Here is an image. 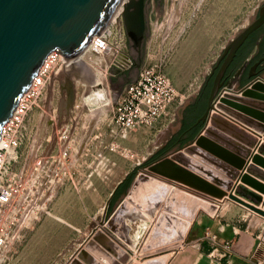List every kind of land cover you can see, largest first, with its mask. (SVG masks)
Here are the masks:
<instances>
[{
  "label": "rangeland",
  "instance_id": "obj_1",
  "mask_svg": "<svg viewBox=\"0 0 264 264\" xmlns=\"http://www.w3.org/2000/svg\"><path fill=\"white\" fill-rule=\"evenodd\" d=\"M163 1L162 5L154 3L155 12L149 11L144 63H161L162 69L176 85L178 97L173 104L172 115L153 129L132 131L127 138L121 139L119 151L108 152L110 160L107 167L115 169L114 175L122 177L136 169L134 179L139 178L140 183L127 196L125 193L130 187L121 192L117 199H114L111 208L110 203L107 204L110 198L111 178L103 179L105 173L96 178L105 185L101 189H95L94 184L82 189H67L65 186L57 188L53 198L25 228L24 238L10 251L6 264H145L153 258H164L166 264L169 258L186 244L195 217L201 213H212L209 204L213 205L214 202H217L219 213L229 205H238L248 213L249 218L254 217L260 233L258 248L264 253V216L230 198L233 194L248 203L247 198L236 194L238 185L243 183L253 191H260L258 187L243 179L247 173L239 176L238 171L244 166L243 159L246 157L236 152L234 155L238 158L229 157L230 155L221 157L212 154L213 151L199 143H194L195 150H182L179 155L168 156L167 161L176 163L193 176L200 178L206 185L203 189L174 179L165 171L159 170L161 167H169L163 165V162L148 167L155 176L147 173L143 167L164 154L167 155L177 146L188 143L201 132L202 127L194 131L185 142L174 143L166 151L155 156L167 145L166 138L176 129L173 117L179 106L209 75L214 62L228 42L249 23L260 0ZM122 15L118 16L119 22H124ZM119 28L121 32L122 29ZM121 36L124 40L119 43L128 47L133 59L128 36L118 33L115 41L118 42ZM115 56L117 55L113 53L104 55L89 51L79 57V63L72 73L75 98L77 97L78 101L82 102L83 94L90 91L92 83L100 73L104 74L114 101L125 88V84L138 76L139 68L131 79L121 86L117 85L114 78L130 65H123L120 71L112 72L109 65ZM65 81L67 77L61 70L56 74L52 73L50 83L53 85L51 90L47 91L44 110L34 108L30 112V119L35 117L45 139L28 141L22 147L26 156L23 158L29 167L34 164L36 153H46L54 146L55 142L48 140V137L56 135L59 126L67 117L65 112L67 94L61 87ZM82 82H87V89ZM89 95L85 100L91 102L89 105L93 107L96 106L95 103L100 102L98 100H101L100 97L103 98L105 93L102 95L101 92L99 97L97 91L98 96L94 101L89 100ZM110 105L111 103L103 107L97 106L98 108L93 111L87 110L83 115L84 119L77 123L81 134L91 132L94 144H99L101 140L100 144L103 145L109 137L107 117L102 113L108 111ZM50 114L54 115V120ZM224 118L222 119L225 120ZM96 119H100V122L97 123ZM210 123L208 122L209 125ZM235 140L246 148V145L251 146L245 138L235 137ZM255 142L253 145L257 143ZM90 148V151L94 149V145ZM127 151L134 153V156L127 155ZM255 158H250V161L254 162ZM87 161H90V157ZM139 161L141 162L138 163ZM241 161L242 164L239 165ZM249 167V165L245 167L246 172ZM230 169H236L237 173L232 176ZM228 181L231 184H227ZM156 187L162 188L157 196L153 194ZM82 201L88 204L84 205ZM262 206L259 208L264 210V201ZM156 208L158 210L155 217L146 213L145 217L142 216L144 210L151 214ZM165 231L173 235L166 237ZM262 259L264 262V256Z\"/></svg>",
  "mask_w": 264,
  "mask_h": 264
},
{
  "label": "built area",
  "instance_id": "obj_2",
  "mask_svg": "<svg viewBox=\"0 0 264 264\" xmlns=\"http://www.w3.org/2000/svg\"><path fill=\"white\" fill-rule=\"evenodd\" d=\"M122 13L123 11L113 16L105 30L92 37L85 51L117 55L109 65L111 71H120L123 65L129 66L133 62L128 47L119 43L124 38L121 36L118 42L115 41L118 33L127 36L124 22L118 21V16ZM74 61L79 62V58ZM66 63L67 60L59 50L49 52L1 131L0 264L8 263L10 251L25 236V228L53 198L60 185L70 183L75 189L93 186L94 175L108 174L112 169L107 167L110 160L108 152L119 151L121 139L127 138L132 131L153 129L158 123L171 117L173 104L178 97L176 85L159 62L144 63L137 78L125 86L115 101L104 74L100 73L92 83L90 91L83 94L82 102L75 98L69 116L61 123L56 135L48 137V140L55 142L54 146L46 153H36L34 164L29 167L24 160L26 156L22 147L28 141L39 140L38 122L35 117L30 119V112L34 108L44 110V100L52 73L56 74L62 70ZM82 83L87 89V82ZM99 90L103 91L105 96L92 107L89 105L91 102H86V96ZM110 99L109 110L102 113L107 117L109 137L103 145L100 144L101 140L99 144H94L91 132L81 134L77 123L84 119L83 115L87 110L93 111L103 107ZM53 114H50L52 120L55 118ZM100 119H96V122L99 123ZM41 139L44 140L45 136ZM92 145L94 149L90 151ZM126 154L134 156V153L129 151ZM209 237L213 240V248L210 251L213 259L232 252L230 243L220 245L214 235L207 233L206 238ZM220 246L224 249L223 252L219 251Z\"/></svg>",
  "mask_w": 264,
  "mask_h": 264
},
{
  "label": "water",
  "instance_id": "obj_3",
  "mask_svg": "<svg viewBox=\"0 0 264 264\" xmlns=\"http://www.w3.org/2000/svg\"><path fill=\"white\" fill-rule=\"evenodd\" d=\"M121 3L124 4L123 20L132 51L133 62L114 78L115 83L119 86L131 79L137 68L140 69L145 62L149 0H0V136L3 125L14 112L23 93L30 87L45 57L54 49L59 50L67 60L61 70L67 77V81H65V85L61 84V87L66 90L65 112L67 117L69 116L76 94L72 73H74L76 64L79 63L74 61L76 58L74 56L79 55L85 49L95 34L105 30ZM263 21L264 11H261L259 17L250 22L228 42L221 56L217 59V65L179 106L173 117V125L176 129L171 132H184L192 125L202 121L204 124L201 132L188 143L181 144L175 150L167 152V155L164 154L160 158L144 165L145 171L147 170L146 166L152 167L154 164L163 162V165L169 167L158 169L165 171L170 177L195 185L201 189L206 187L200 178L193 176L176 163L167 161V158L168 156L179 155V151L183 148L195 150L193 147L194 141L198 143H201V141L205 142V144L201 143V145L208 150L215 152L221 157L227 156L226 149L222 145L215 143L211 139L204 140L201 133L204 130L205 132L208 131L216 139L223 138V134L215 129L210 132L207 125L209 119L213 122L215 121V114L212 112V108L227 90L245 89L258 81H261L264 85V78L255 76V71L249 73L250 77L253 78L243 85L239 78L236 77L226 81L223 79L239 47L247 36ZM116 71L117 69L112 70V72ZM51 85L53 84L50 83L49 90H51ZM60 113L62 114V112ZM216 121L219 125L227 126L223 119H216ZM248 121L253 122L250 119ZM256 126L262 127L260 124ZM235 131L239 132V129L237 128ZM42 132L39 130L38 137L40 139L44 135ZM225 139L226 141L229 140L227 138L220 140L224 141ZM260 149L264 150V143ZM229 157H231V154ZM258 159L260 158L258 157ZM261 161L264 163V159H261ZM241 164L239 163V165ZM249 168L254 167L251 165ZM230 172L232 176L236 174V171ZM243 179L264 190V183L257 181L248 174H245ZM139 183V178H135L125 195H129L131 190L136 188ZM227 184H231V182L228 181ZM161 189L156 187V191L153 194L157 196ZM236 191L256 202H261L262 200L260 194L243 185H238ZM111 196L107 204L110 203ZM231 197L249 205L252 209L264 215L263 209L246 203L232 194ZM164 234L166 237L173 235L169 231H165ZM160 260L153 263L151 262L152 259H150L145 264H165L164 258Z\"/></svg>",
  "mask_w": 264,
  "mask_h": 264
},
{
  "label": "crops",
  "instance_id": "obj_4",
  "mask_svg": "<svg viewBox=\"0 0 264 264\" xmlns=\"http://www.w3.org/2000/svg\"><path fill=\"white\" fill-rule=\"evenodd\" d=\"M246 81L247 79H244L243 83H246ZM242 127H244V129L247 128L245 126ZM173 134L174 133L172 132L169 134L166 138V142H169L171 138H173ZM262 135H264V133L257 134V136L254 135L257 142H255V145H246L247 148H249L250 157L243 159L245 160V164L241 167V169H239L238 173L239 176L247 173L250 177L252 176L254 179L264 183V163L261 161V159H264V151L260 150L262 144L264 143V137ZM255 156L260 159L254 162L250 161V158H255ZM248 165H252L256 172L255 170L253 172V169L249 168H247L248 171L246 172L245 167ZM114 172L115 169L112 168L109 172L110 175L106 174L103 177V179L111 178L110 196L119 182L126 176L117 177L114 175ZM101 176L102 175L99 174L94 175L93 182L95 189H101L105 186L96 180L97 177ZM242 185L248 189L250 188L247 184L243 183ZM61 186H65L67 189H75L70 183H64L58 188ZM254 192L261 194V202L258 204L249 200L248 203L253 204L258 208L263 207L262 203L264 201V191L257 190ZM83 203L84 205L88 204L86 201ZM216 203L217 202H214L213 205L217 206ZM238 203L253 210L250 206H246L240 202ZM216 208L218 209V207ZM217 209L215 213H201L195 217L192 224L191 234L186 244L183 245L174 255H172L166 264H264L262 259L264 253H261L258 248L260 244V241H258L260 233L258 232V227L255 225L256 222L254 217L249 218L248 213H245L242 207L238 205H229L227 209L220 213L217 212ZM207 233L214 235L216 242L220 243V245L230 243L232 252L223 257L217 256L213 259L210 256V251L213 248V240H211L210 237L206 238ZM220 250L223 252L224 249L222 248L219 249V251Z\"/></svg>",
  "mask_w": 264,
  "mask_h": 264
},
{
  "label": "bare ground",
  "instance_id": "obj_5",
  "mask_svg": "<svg viewBox=\"0 0 264 264\" xmlns=\"http://www.w3.org/2000/svg\"><path fill=\"white\" fill-rule=\"evenodd\" d=\"M123 8H124V4L121 3L119 8L115 11L114 15L113 16H116L119 12L123 11ZM89 45V44H88ZM88 45L85 47V49L77 56H74L76 57L75 59L79 58L81 55H83L85 53V51L87 50L88 48ZM74 59V58H73ZM80 59V58H79ZM86 62V61H85ZM87 64V63H86ZM78 65V64H77ZM85 65V64H84ZM89 65V64H88ZM90 67V66H89ZM95 81V80H94ZM261 81H258L257 83H255L254 85H249L248 87H253V88H257V89H264V85L260 83ZM260 83V84H259ZM245 88V89H240V90H243V92L245 94H250V92L248 91L249 89ZM101 92H102V95L104 94L103 91L99 90L98 93H99V97L101 96ZM256 95L258 97H255V96H252V95H244L242 94L241 92L239 91H234L233 89L231 90H227V92L223 95L222 98H220L218 100V102L215 104V106L212 108V111L215 113V121H211V119H209L208 122H211L210 124L211 125H207V127H209L210 129V132L212 129H215L217 132H220L223 134V138H227L229 140L226 141V139L224 141H221L220 139H223V138H218L216 139L215 137H213L208 131L205 132L203 130L202 133V136L204 138V140H207L206 138H208L209 140L211 139L212 141H214L215 143H218L220 145H222L225 149H226V152H227V156H228V153L229 155L231 154V156H235L236 158H238L236 155H234V152L236 153H239L240 155H242L243 157H247L248 154H249V149L246 148L245 146L241 145L239 142H237L235 140V137L237 138H241V139H244L250 143V145L252 146L255 142V136H257V134H262L264 133V115H260L261 118H257L256 117V112L254 111H250L249 113L246 111V110H243L242 108L240 107H243L242 105H245L246 108L244 109H248V108H255L256 104H258L259 102L262 103V106L264 105V91L263 90H256ZM261 95V97H260ZM97 91L96 92H93L89 95V100H93L97 97ZM240 96V97H238ZM102 99V97H100ZM111 103V100L109 101H106V104L109 105ZM262 106L260 107V114L263 113L262 111ZM264 109V108H263ZM219 115H217V114ZM240 113V114H239ZM254 115L253 117L250 115ZM220 115H222L221 117L222 118H226L228 120H224L225 124L226 125H222V124H218L216 119H222L220 117ZM240 115V116H239ZM253 119H251V118ZM248 119L252 120L253 122H249ZM256 120V121H255ZM257 124H260V126L262 127H259V126H256ZM241 125V126H240ZM242 126H245L247 128L244 129V127ZM242 127V128H241ZM239 129V132H236L235 129ZM253 135H251V134ZM255 135V136H254ZM264 137V135H262ZM230 141V142H229ZM194 143H198L196 141L193 142ZM201 143H203L201 141ZM199 143V144H201ZM233 144H236V145H233ZM263 145V144H262ZM193 147H195V145H193ZM184 151V150H189V149H181L179 152L181 151ZM233 150V152H232ZM263 151V150H262ZM216 154L215 152H212V154ZM218 155V154H217ZM240 159V158H239ZM255 161H258V158H255ZM239 163H242L239 162ZM148 167L150 166H147L146 167V172L151 174V175H154L152 174L151 171L148 170ZM250 169H253V168H250ZM255 170V169H253ZM230 171H236L237 173V170L236 169H230ZM256 171V170H255ZM155 176V175H154ZM264 176V175H263ZM157 177V176H156ZM260 191H263L262 189H259ZM237 194V192H236ZM240 194V193H239ZM233 195V194H232ZM242 195V194H240ZM235 196V195H234ZM244 196V195H242ZM245 197V196H244ZM231 199H233L231 196H230ZM247 198V197H245ZM248 200L250 201H254V200H251L249 198H247ZM158 200V199H157ZM235 200V199H233ZM237 201V200H236ZM244 205H246L245 203L241 202V201H238ZM255 203H260V202H256L254 201ZM205 205H208V204H205ZM246 206H249V205H246ZM209 208H211V212L212 213H215L216 211V206L215 205H210L209 204ZM158 210V208H156L155 210H152V213L150 214L148 211H143L142 212V216L145 217L144 213L150 215L151 217H155V212ZM259 212V211H257ZM260 213V212H259ZM261 214V213H260ZM159 215V214H158ZM263 215V214H262ZM264 216V215H263ZM158 217V216H157ZM100 234V233H99ZM120 236V235H119ZM103 237V236H102ZM97 246H99L97 244ZM152 250V249H151ZM157 260H160L159 258H154L152 259L151 262H155ZM161 261V260H160ZM167 261V260H166Z\"/></svg>",
  "mask_w": 264,
  "mask_h": 264
},
{
  "label": "flooded vegetation",
  "instance_id": "obj_6",
  "mask_svg": "<svg viewBox=\"0 0 264 264\" xmlns=\"http://www.w3.org/2000/svg\"><path fill=\"white\" fill-rule=\"evenodd\" d=\"M163 2H164L163 0H149L148 23L150 21L149 11H150V13L155 12L154 11V3H158L159 5H162ZM261 11H264V0H260L258 2L257 7L255 9V12H254L253 16L251 17V20L249 21V23L252 22L257 17H259L260 14H261ZM220 56H221V54L219 55V57ZM217 59H216V61L214 62L213 66H212V70L217 65V61H218ZM251 71H255L256 72L255 76L263 77V75H264V21L247 36V38L245 39L243 44L239 47V49L237 50V53H236L232 63L227 68L223 79L226 81V80H230V79H233L234 77H236V78H239V81L243 85V84H245V83H243L244 79H247V81H246V83H247L248 81H250L253 78V77H250V75H249V73ZM236 73H239V74L236 75ZM127 84H128V82L125 84V86ZM248 89H249L248 91L250 92V94L249 93L245 94L243 92V90H234V89L233 90L236 91V92L239 91V92H241L244 95H252V96H255V97H258L256 95V92H255L256 90H263L264 91V89H257V88H253L251 86L248 87ZM238 97H240V96H238ZM260 97H261V95H260ZM242 106L243 107H240V108H242L243 110H246L248 113L250 111L256 112L257 113L256 117L258 119L261 118L260 115H264V109H263L264 105L262 106L261 102L256 104L255 108L244 109V108H246V106L245 105H242ZM261 106H262V111H263L262 114L259 113L260 110H261L260 109ZM250 115L252 117L254 116L252 114H250ZM203 124H204V122L201 121V122L197 123L196 125H192L190 128H188L184 132L176 131L173 134V138H171V140L169 142L165 143L167 145L165 147H163V149H166V148L170 147V144H174V143L178 144L180 142L181 143L185 142V140H187V138L194 131H196L198 128H201L203 126ZM163 149H161V151Z\"/></svg>",
  "mask_w": 264,
  "mask_h": 264
},
{
  "label": "trees",
  "instance_id": "obj_7",
  "mask_svg": "<svg viewBox=\"0 0 264 264\" xmlns=\"http://www.w3.org/2000/svg\"><path fill=\"white\" fill-rule=\"evenodd\" d=\"M171 145H173V144H170V146ZM166 149H163L161 152L157 153L155 156L161 154ZM135 175H136V169H133L132 171L128 172L126 174V176L119 182V184L116 186V188L113 191V194L111 196L110 208L112 207V204H113L114 199H117L118 195L121 192L126 191L130 187V185L132 184V182L134 180Z\"/></svg>",
  "mask_w": 264,
  "mask_h": 264
}]
</instances>
